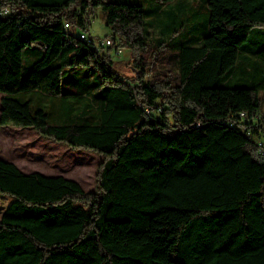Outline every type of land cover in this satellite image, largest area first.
Returning <instances> with one entry per match:
<instances>
[{"label": "trees", "instance_id": "16d2710c", "mask_svg": "<svg viewBox=\"0 0 264 264\" xmlns=\"http://www.w3.org/2000/svg\"><path fill=\"white\" fill-rule=\"evenodd\" d=\"M208 9L205 37L170 45L148 42L147 13L129 0H0V129H34L104 157L97 193L0 159V193L14 198L0 217V264H264V85L252 70L264 41L253 48L251 37L264 0H208ZM97 10L113 31L107 50L123 42L162 61L175 52L177 75L146 82L140 59L135 78L120 76L65 27L88 33ZM26 50L40 57L24 74ZM39 89L70 100L75 119L52 125L10 97Z\"/></svg>", "mask_w": 264, "mask_h": 264}, {"label": "rangeland", "instance_id": "374dc122", "mask_svg": "<svg viewBox=\"0 0 264 264\" xmlns=\"http://www.w3.org/2000/svg\"><path fill=\"white\" fill-rule=\"evenodd\" d=\"M132 3L142 5L147 13V22L150 26L148 42L158 44L160 42L174 45L185 42L190 45L209 33L207 14L208 0H179L169 6L161 4L156 0H129ZM188 6L176 17H171L168 12L175 10L179 2ZM89 35L97 42L112 38L113 31L106 25L104 14L97 10L89 17ZM263 29L264 26L256 27L255 30ZM75 35H80L79 28H71ZM251 35L255 38L253 48L261 46L264 37ZM119 43V38H118ZM123 53L116 55L112 50H106L113 61V69L124 79L136 77L134 60H142L147 70L146 82L154 78H164V74L177 75L179 59L175 52L166 54L169 61H162L163 56H155V52L134 53L123 42H121ZM152 50V49H150ZM40 55L31 50L24 51L23 72H27L30 65L39 59ZM158 59L156 60L155 59ZM252 70L257 81L264 85V62L255 59ZM57 61L52 64V67ZM228 86H238V73L229 81ZM262 95V94H261ZM10 97L21 103H29L31 109L44 110L49 116L52 125H63L75 119L76 113L67 111L66 106L70 100L51 95L42 89L22 92ZM3 95L0 94V113L2 109ZM158 116V113H155ZM1 156L15 164L23 173H40L46 176H63L77 182L86 193L98 192V174L104 157L88 150H74L66 144H60L53 140L42 137L34 129H23L15 126L2 127L0 129ZM1 159V158H0ZM2 160V159H1ZM5 161V160H4ZM14 198L0 193V217Z\"/></svg>", "mask_w": 264, "mask_h": 264}, {"label": "built area", "instance_id": "2783aa9c", "mask_svg": "<svg viewBox=\"0 0 264 264\" xmlns=\"http://www.w3.org/2000/svg\"><path fill=\"white\" fill-rule=\"evenodd\" d=\"M4 15H7V11L4 13H0V17H3ZM65 27L66 29H71L68 24H66ZM79 37L81 41L89 43L98 53H102L107 49L114 47V41L112 39L97 42L92 36L89 35V33H81ZM74 44L76 47L78 46V42H75ZM122 53L123 50L121 48L115 49L116 55H121ZM257 149L259 155L264 159V145L261 142L258 143Z\"/></svg>", "mask_w": 264, "mask_h": 264}, {"label": "crops", "instance_id": "0c3cea01", "mask_svg": "<svg viewBox=\"0 0 264 264\" xmlns=\"http://www.w3.org/2000/svg\"><path fill=\"white\" fill-rule=\"evenodd\" d=\"M1 146V145H0ZM0 158L2 159V160H5V161H7V162H10V161H8L7 159H5L3 156H1V153H0ZM22 170V169H21ZM24 172V171H23ZM26 174H28V173H26ZM43 175V174H42ZM46 176V175H45Z\"/></svg>", "mask_w": 264, "mask_h": 264}]
</instances>
